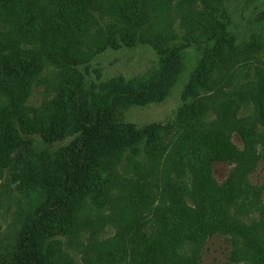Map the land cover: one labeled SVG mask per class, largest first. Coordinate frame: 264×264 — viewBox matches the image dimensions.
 Instances as JSON below:
<instances>
[{"label": "rangeland", "instance_id": "374dc122", "mask_svg": "<svg viewBox=\"0 0 264 264\" xmlns=\"http://www.w3.org/2000/svg\"><path fill=\"white\" fill-rule=\"evenodd\" d=\"M133 2L115 0V6L121 9L127 4L133 15L140 9V4ZM172 4L169 0H148L147 21L133 27L132 35L121 27L125 17L121 11L119 16L96 3L97 8L89 10L80 23L76 37L65 38L53 32L49 33L53 38L49 45L22 46L25 52L11 60L12 64L24 60L21 78L1 73L0 256L14 253L32 212L47 202V195L57 183L56 174L63 169L60 161L69 162L68 152L77 136L51 138L56 129L52 122H62L60 111L66 94L79 84L96 92H104L111 82L136 85L160 70L161 52L164 54L170 44H179L182 37L201 31L183 11L185 6L171 10ZM226 5L236 44H245L261 31L258 18L264 12V0H229ZM0 12L17 20L3 6ZM192 14L198 16L196 11ZM1 26L0 19V50L9 48L7 30ZM135 33L140 36L134 37ZM41 35L38 33L39 38ZM131 40L135 42L131 44ZM148 40L158 41L159 45ZM261 42L264 46V39ZM202 46L204 43L183 48L176 82L164 99L117 106L109 113L107 121L114 125L131 124L135 129L168 125L170 130L160 136L152 151L144 145L131 149L105 146L85 189L66 212L44 223L43 251L48 264H250L246 261L250 253L244 236L248 228L259 223L264 206L244 203L247 209L242 215L236 213L232 196L242 194V183L232 147L244 150L235 132L238 117L242 116L233 115L234 97L222 95L221 90L224 84L236 86L237 77L242 78L249 67L246 60L263 64L264 49L255 54L229 53L203 84L195 79L203 72ZM3 85L11 94L3 90ZM28 125L35 126L36 132L25 131ZM198 129L204 133L209 130V134L218 131L227 142L225 160L215 162L212 170L208 168L209 154L203 156L200 152ZM106 130L104 120L99 132ZM194 143L197 149L192 154ZM250 178L254 183L262 181L261 162ZM213 196L221 197L220 211L230 214L229 220L215 223L217 216L209 206ZM237 217L243 228H226V223L232 225ZM214 227L223 229V236L215 231L204 242L205 236L197 237ZM192 232L198 239L188 242L186 238ZM143 234L160 238V260L144 257ZM231 250L238 253L234 261L228 259ZM200 257L201 262L196 263Z\"/></svg>", "mask_w": 264, "mask_h": 264}, {"label": "trees", "instance_id": "16d2710c", "mask_svg": "<svg viewBox=\"0 0 264 264\" xmlns=\"http://www.w3.org/2000/svg\"><path fill=\"white\" fill-rule=\"evenodd\" d=\"M101 1L25 0L20 3L18 0H0V6H3L9 14L15 15L17 18V20L10 19L0 12L3 25L1 27L7 30L9 41V48L0 50V75L5 72L8 77L17 80L21 78L25 70L22 68L25 66L24 60L21 58L20 62L15 64H12L11 60L19 58L20 54L25 52L21 50L22 46L31 43L49 45L53 39L49 33L53 34V32L65 38L76 37L80 23L86 18L89 10L97 8L96 3L104 5L108 12L117 13L119 16H121V11L125 15L120 21L121 27L132 35L133 27L142 26L147 21L148 15L147 12L145 14V4L148 0H134V2L130 0L135 5L140 4V9L135 11L133 15H130V8L127 4L119 9L115 6V0ZM227 1L229 0H169L170 4L173 3L171 10H177L180 5L185 6L183 11L187 13L193 23L196 21L199 27L197 30L201 31L192 32L191 37L188 38L182 37V42L170 44L164 54L161 52L163 65L160 70L136 85L111 82L104 92H96L93 89L87 90L82 84H79L75 91L72 90L66 94L63 108L60 111L62 122L58 124L52 122L56 129L52 132L51 138L58 140L68 135L77 136L68 152L69 162L60 161L59 164L63 166V169L61 173L56 174L57 183L55 182L53 190L47 195V202L32 212L28 227L21 235L14 253L9 256H0V264H48V259L43 251L44 238L46 237V232H42L44 223L51 217L56 218L66 212L73 199L85 189L92 178L99 159L102 157L105 146L117 145L131 149L144 145L145 148L152 151V148L159 142L160 136L164 132L168 133L170 130L168 125L163 127L148 125L135 129L131 124L114 125L107 121V116L117 106L124 107L130 103L144 104L152 98L154 100L164 99L176 82L175 79L182 64L181 51L183 48L204 43V46L201 47L203 72L195 77L197 82L203 84L207 83L208 78L225 62L229 53L247 51L255 54V51H263L264 46L261 39H264V12H261L259 14L261 17L258 18V21L262 22L261 31L253 34L245 44L239 45L236 44V37L230 29L231 14L226 5ZM62 9L67 12L62 14L60 12ZM192 11H196L198 16L194 17ZM18 12L21 14H17ZM68 14L72 17L70 18ZM60 15H63V20H60ZM141 29H138L139 32ZM38 33L43 35L39 38ZM139 36L140 33L134 34V37ZM132 41L135 42V40H131V44H133ZM148 41L155 46L159 45L158 41ZM246 64L249 67L242 74L244 75L242 78L237 77L236 86L230 83L233 85V89L229 90L230 84H224L221 90L222 95L234 97L233 115L235 117L238 114L242 116V118L238 117L240 122L235 125V132L240 135L244 143V150H240L237 146L232 147L233 157L238 164L237 168L241 169L239 181L242 183V194L238 197L232 196V200L237 205V215H242L243 209H247L244 203L246 205L257 203V205L264 206L262 198L264 196V63L258 64L251 60L247 63L246 60ZM2 88L5 91L9 89L5 85ZM235 96L237 102H235ZM104 120L107 130L101 134L99 128ZM198 130H200V152L203 156L209 154L208 168L212 170V165L215 162L225 160L227 142L223 135L214 129L210 134L208 133L209 130L206 133L201 129ZM25 131L36 132V128L28 125ZM193 148L194 150L190 151L192 154L197 149L195 143ZM260 162L263 164V179L260 183H254L250 177L257 171ZM220 199V196L212 197V205L215 207L209 201V206L214 209L217 216L215 223L221 219L227 221L230 216V214L221 213L219 207L223 200ZM234 223L232 225L226 223V228L231 227L235 230L243 228L238 217L234 219ZM50 229L54 230L55 227L52 226ZM247 230L244 237L245 245H247L250 254L246 257V261L250 264H264V213L261 215L259 223ZM215 231L217 235L221 236H223L222 232H225L223 229L214 227L197 237L205 236L202 237V241H205L208 236L211 238ZM257 234H260L261 237H256ZM197 237L192 232V235L186 240L194 242L197 241ZM142 243L144 252H147V254H143L146 259L151 261L153 258L157 260L162 258L160 238L156 236L147 237L143 234ZM236 246H238V242ZM237 254L231 250L228 259L234 261ZM201 259L200 257L196 263L201 262Z\"/></svg>", "mask_w": 264, "mask_h": 264}]
</instances>
